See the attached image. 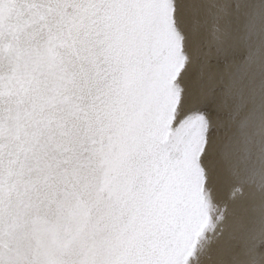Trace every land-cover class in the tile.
Segmentation results:
<instances>
[{
  "label": "snow or ice",
  "instance_id": "obj_1",
  "mask_svg": "<svg viewBox=\"0 0 264 264\" xmlns=\"http://www.w3.org/2000/svg\"><path fill=\"white\" fill-rule=\"evenodd\" d=\"M0 264H264V0H0Z\"/></svg>",
  "mask_w": 264,
  "mask_h": 264
}]
</instances>
